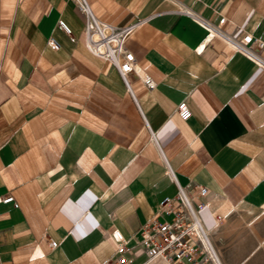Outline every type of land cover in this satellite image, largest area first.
Instances as JSON below:
<instances>
[{
  "label": "crops",
  "instance_id": "crops-1",
  "mask_svg": "<svg viewBox=\"0 0 264 264\" xmlns=\"http://www.w3.org/2000/svg\"><path fill=\"white\" fill-rule=\"evenodd\" d=\"M86 1L105 23L146 19L125 42L129 89L85 47L73 1L0 0V196L18 204H0V264H102L114 231L132 264H162L147 261L138 231L194 185L208 190L201 219L227 264L221 221L237 205L264 214V71L218 38L201 49L207 32L191 15L264 41V0Z\"/></svg>",
  "mask_w": 264,
  "mask_h": 264
},
{
  "label": "built area",
  "instance_id": "built-area-1",
  "mask_svg": "<svg viewBox=\"0 0 264 264\" xmlns=\"http://www.w3.org/2000/svg\"><path fill=\"white\" fill-rule=\"evenodd\" d=\"M71 1L85 17L82 29L85 47L100 60L111 64L117 70L126 89H129V76L135 70V58L126 48L125 42L146 19H138L125 26L112 25L98 20L92 14L86 0ZM191 16L207 32L201 49L211 39L218 38L264 71V56L260 53L264 49L263 40L243 29H240L238 36L225 32L221 28L227 21L225 17H221L218 25H213L199 16ZM58 28L70 34L63 21H58ZM47 45L54 50L59 48L54 38H49ZM143 81L147 87H153L149 77L144 76ZM176 111L182 120H187L191 116L185 101L177 105ZM207 195L208 190L205 187L194 185L187 189L180 188L176 196L165 197L160 201L155 216L138 231L139 240L136 245L145 254L147 261L155 258H159L162 264H208L211 261L210 252L204 247L201 239V235H205L201 211L209 202L206 199ZM0 204L18 207L11 194L1 195ZM111 238L115 243L114 255L102 264H132L134 252L132 247H128V240L117 231L111 233ZM57 245V242L49 241L51 249H55ZM37 256L44 255L35 252L29 259Z\"/></svg>",
  "mask_w": 264,
  "mask_h": 264
},
{
  "label": "rangeland",
  "instance_id": "rangeland-1",
  "mask_svg": "<svg viewBox=\"0 0 264 264\" xmlns=\"http://www.w3.org/2000/svg\"><path fill=\"white\" fill-rule=\"evenodd\" d=\"M237 207L221 221L218 235L213 238L218 240L216 244L227 264H264V239L260 245V237L264 238V214L259 213L260 221L254 225L256 235L249 228L259 216L243 206Z\"/></svg>",
  "mask_w": 264,
  "mask_h": 264
},
{
  "label": "bare ground",
  "instance_id": "bare-ground-1",
  "mask_svg": "<svg viewBox=\"0 0 264 264\" xmlns=\"http://www.w3.org/2000/svg\"><path fill=\"white\" fill-rule=\"evenodd\" d=\"M208 206H209V202H208V204L204 208H206ZM204 231H205V235L202 234L201 235V239H202V242H203L204 247H206L209 250V252H210L211 261L208 264H220L218 255H217V253H216L213 245L211 244V242H210V240L208 238V236H210L209 230H206L205 226H204ZM210 245H211V247H210Z\"/></svg>",
  "mask_w": 264,
  "mask_h": 264
}]
</instances>
